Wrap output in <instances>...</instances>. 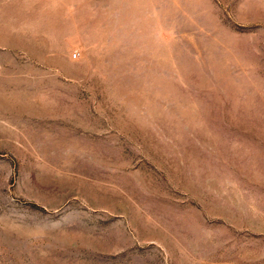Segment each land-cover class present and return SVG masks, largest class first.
Listing matches in <instances>:
<instances>
[{"label": "rangeland", "instance_id": "374dc122", "mask_svg": "<svg viewBox=\"0 0 264 264\" xmlns=\"http://www.w3.org/2000/svg\"><path fill=\"white\" fill-rule=\"evenodd\" d=\"M0 264H264V0H0Z\"/></svg>", "mask_w": 264, "mask_h": 264}, {"label": "built area", "instance_id": "2783aa9c", "mask_svg": "<svg viewBox=\"0 0 264 264\" xmlns=\"http://www.w3.org/2000/svg\"><path fill=\"white\" fill-rule=\"evenodd\" d=\"M77 57H78V55L75 53V54H73V58L74 59H77Z\"/></svg>", "mask_w": 264, "mask_h": 264}]
</instances>
